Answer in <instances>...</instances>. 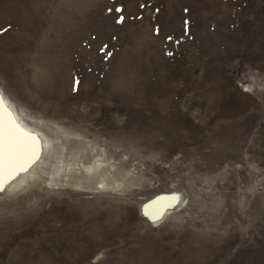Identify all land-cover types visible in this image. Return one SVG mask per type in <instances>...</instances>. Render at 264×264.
Instances as JSON below:
<instances>
[{"label":"rangeland","instance_id":"1","mask_svg":"<svg viewBox=\"0 0 264 264\" xmlns=\"http://www.w3.org/2000/svg\"><path fill=\"white\" fill-rule=\"evenodd\" d=\"M0 90L73 141L0 196V264H264V0H0ZM95 154L107 190L79 189Z\"/></svg>","mask_w":264,"mask_h":264},{"label":"snow or ice","instance_id":"2","mask_svg":"<svg viewBox=\"0 0 264 264\" xmlns=\"http://www.w3.org/2000/svg\"><path fill=\"white\" fill-rule=\"evenodd\" d=\"M145 5L141 4V8ZM117 12H121V8L115 9ZM188 10L185 9V12ZM123 16H120L117 23H122ZM185 35L189 34L188 20H185ZM155 34L159 35V27L155 29ZM166 41L172 42L171 36L165 38ZM106 56H110V53H105ZM166 55L172 56V52H167ZM79 81H75L74 90L78 86ZM67 139V138H65ZM51 153L54 158L58 160V164L54 166L56 169L53 175H48L46 172H42L36 178V184H46L51 189L53 188V180L58 178L61 173L73 171L70 166H66L63 158L64 145L60 143L59 139H54L53 143L49 145ZM74 152H87V148H81L80 146H74ZM44 153V146L35 135L24 132L15 121L12 119L11 114L7 111L3 103V93L0 92V196H2L7 186L15 181L22 175L27 174L32 167L37 164L41 156ZM76 161H79L75 165V176L79 178L77 183L86 182L93 184L95 187L93 190H107L106 181L108 178L109 161L106 157H102L99 154L93 156H86L85 159L80 160L79 155L75 157ZM69 161H72V157H69ZM81 172L84 173L81 176ZM46 177L47 179H43ZM67 175L64 176V180H67ZM170 207H175L171 205ZM145 215H148L147 211ZM162 218L160 216L152 217L149 219L155 223L156 219Z\"/></svg>","mask_w":264,"mask_h":264},{"label":"bare ground","instance_id":"3","mask_svg":"<svg viewBox=\"0 0 264 264\" xmlns=\"http://www.w3.org/2000/svg\"><path fill=\"white\" fill-rule=\"evenodd\" d=\"M0 92H2V91L0 90ZM3 103H4V106L7 109V111L11 114V117L15 121V123L21 129H23L24 132H27L29 134H32V135H35L36 137H38L44 146V153L41 156L40 161L37 164H35L27 174L19 177L20 179L22 177L25 179L26 178L36 179V175L39 174L38 171H39L40 167L42 166V164L47 159V157H50L52 155L49 145H51L53 143V140L59 139L60 143L62 145H64V153L63 154H65L66 148H68L72 145L73 141L69 137H61V135L58 136L59 132L58 133H57V131L54 132L52 130H49V128H46V130H45L46 134L44 136H42V137L39 136L41 133L38 134V132H37L38 129L35 126H33L32 123H28L22 118L19 111H17L16 108H14L12 106L11 102L5 96L4 93H3ZM65 138H67V139H65ZM92 153H93V151H92ZM45 162H47V161H45ZM83 175H84V173L81 172V176H83ZM19 178H17L15 181H13V182H15V184L13 182L10 183L7 186V190L15 189V188L17 189L23 183V181L20 182ZM71 179L69 181L71 183L73 182V184L78 186L79 189H86V190L90 189L87 187V186H89V184L86 182L77 183V181L79 180L78 177L75 176L72 180ZM80 184H81V186H80ZM72 187H74V185ZM98 191H101V190H98ZM185 204H186V199L181 194L160 195V196L155 197L151 201H148L147 203H145L142 206V214L144 216H146L148 219L150 216L162 217V218L156 219L155 223H158V222H161L163 219H165L169 214H173L174 212H177L178 210H180L183 206H185ZM171 205H174L175 207H170ZM146 211H147L148 215H145Z\"/></svg>","mask_w":264,"mask_h":264}]
</instances>
